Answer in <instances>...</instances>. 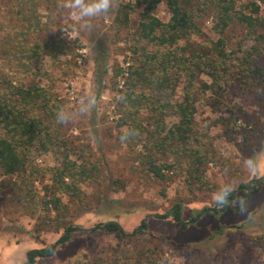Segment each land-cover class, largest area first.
I'll return each mask as SVG.
<instances>
[{
	"label": "rangeland",
	"instance_id": "374dc122",
	"mask_svg": "<svg viewBox=\"0 0 264 264\" xmlns=\"http://www.w3.org/2000/svg\"><path fill=\"white\" fill-rule=\"evenodd\" d=\"M235 1L238 7L258 3L264 17V0ZM60 3L0 0V79L48 90L56 114L62 111L68 117L59 127L71 146L72 157L94 165L101 174L100 185H81L87 208L80 216L70 218L76 230L69 242L59 245L52 257L37 259L33 264H111L136 252L154 251L155 247V254L167 264H264V46L254 61L263 74L259 84L230 86L218 106L213 104V96L205 93L196 105V129L200 134L208 133L207 148L213 153L206 178L216 191L205 194L202 202L185 204L183 220L190 221L203 206H214L216 195L225 188L237 192L234 201L242 199L246 211H239L232 201V206L218 217L207 214L182 229L171 220L152 218L153 213L168 211L175 199H187L181 176L173 174L158 181L141 175L135 162L138 149L120 139L126 132V127L118 126L122 112L117 90L123 80L114 78V74L118 68H126L132 58L138 10L130 13L127 27L118 26L114 19L121 5H133L134 0H119L113 12L93 21L90 31L78 30L76 21ZM155 15L161 22L169 20L164 4L157 6ZM199 26L202 36L192 37L191 42L200 45L217 38L206 14L199 18ZM243 35L241 28L228 31L224 36L227 48L236 50ZM253 44L246 41L243 49ZM97 60L102 61L100 65ZM181 85L174 100L181 98ZM174 121L172 117L166 119L167 124ZM59 156L58 152H49L34 158L33 165L40 173L32 185L39 196L50 184L48 169L58 165ZM250 158L261 162L256 176L247 166ZM116 179L125 188L114 190L112 181ZM258 179L262 180L260 191L245 196L238 189ZM20 183L19 177H0V264H26L27 251L54 244L63 232L57 226L41 224L40 208L31 215L17 201ZM77 208L72 205L70 213ZM142 220H146L147 232L130 243L126 240L127 256L115 251L117 242L112 235L94 229L98 224L116 221L131 233ZM220 227L225 231L206 241Z\"/></svg>",
	"mask_w": 264,
	"mask_h": 264
},
{
	"label": "trees",
	"instance_id": "16d2710c",
	"mask_svg": "<svg viewBox=\"0 0 264 264\" xmlns=\"http://www.w3.org/2000/svg\"><path fill=\"white\" fill-rule=\"evenodd\" d=\"M160 4L169 13L166 23L155 15ZM135 10L139 20L132 58L126 68L120 67L114 74V78L123 80L117 90L122 112L118 126L126 127L125 143L138 149L135 162L141 175L165 181L169 175L177 174L183 179L187 199H175L168 211L153 213L152 218L171 220L186 229L202 216L218 217L228 208L216 204L203 206L193 213L190 221L183 220L185 204L202 202L205 194L216 191L206 178V166L213 161V153L207 148L208 133L200 134L196 129V105L205 93H210L213 104L218 106L230 86L251 87L261 82L263 74L254 61L264 46V17L260 16L256 2L238 7L235 0H134L133 5L118 8L114 22L127 27L129 15ZM203 14L211 18V31L217 38L197 45L191 38L202 36L199 18ZM234 28L244 32L236 50L227 48L224 37ZM246 41L254 44L243 49ZM96 62L100 65L102 61ZM180 85L181 98L174 100ZM143 112L146 117L142 116ZM169 117L175 119L171 124L166 123ZM60 125L48 90L39 85H13L8 79H0V177H19L21 193L17 201L31 215L40 208L41 224L54 225L63 231L54 244L27 251L26 264L52 257L59 245L69 242L76 230L70 218L80 216L87 208L81 185L88 182L100 185L97 167L72 157L71 146L61 134ZM49 152H58L61 159L58 165L48 169L50 184L41 189L39 196L32 185L40 173L33 160L36 155ZM112 187L118 191L125 185L116 179ZM261 188L262 180L258 179L241 184L238 189L248 196ZM236 194L235 191L229 194L230 204ZM72 205L78 208L70 213ZM94 229L112 235L117 242L115 251L127 256L125 244L146 234L147 223L142 220L131 233H126L116 221L98 224ZM224 231L220 227L206 241ZM154 251L136 252L111 264H167Z\"/></svg>",
	"mask_w": 264,
	"mask_h": 264
},
{
	"label": "clouds",
	"instance_id": "9594fccd",
	"mask_svg": "<svg viewBox=\"0 0 264 264\" xmlns=\"http://www.w3.org/2000/svg\"><path fill=\"white\" fill-rule=\"evenodd\" d=\"M119 4V0H61L60 7L67 11L77 23V28L80 31H90L93 28V21L105 17L113 12ZM68 117L65 113H57V122L65 124ZM121 141L124 142L128 139L127 136H121ZM247 166L250 170V174L256 176L261 171V162L259 159L250 158L247 161ZM231 188H225L215 197L214 203L218 207L232 206L228 200V196L231 193ZM237 205L238 210L242 213L246 211L243 207L244 201L237 199L232 202Z\"/></svg>",
	"mask_w": 264,
	"mask_h": 264
}]
</instances>
